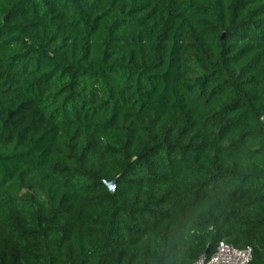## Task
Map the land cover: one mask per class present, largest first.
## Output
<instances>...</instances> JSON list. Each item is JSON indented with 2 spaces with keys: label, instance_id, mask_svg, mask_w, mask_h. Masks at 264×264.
<instances>
[{
  "label": "trees",
  "instance_id": "16d2710c",
  "mask_svg": "<svg viewBox=\"0 0 264 264\" xmlns=\"http://www.w3.org/2000/svg\"><path fill=\"white\" fill-rule=\"evenodd\" d=\"M220 241L264 264V0H0V264Z\"/></svg>",
  "mask_w": 264,
  "mask_h": 264
},
{
  "label": "built area",
  "instance_id": "2783aa9c",
  "mask_svg": "<svg viewBox=\"0 0 264 264\" xmlns=\"http://www.w3.org/2000/svg\"><path fill=\"white\" fill-rule=\"evenodd\" d=\"M252 249H240L220 241L216 249L209 256H203L193 264H250Z\"/></svg>",
  "mask_w": 264,
  "mask_h": 264
},
{
  "label": "water",
  "instance_id": "95a60500",
  "mask_svg": "<svg viewBox=\"0 0 264 264\" xmlns=\"http://www.w3.org/2000/svg\"><path fill=\"white\" fill-rule=\"evenodd\" d=\"M116 179H113L111 181H106V185L108 186V188L111 190V191H116L117 187H116ZM207 253H209V250L207 251Z\"/></svg>",
  "mask_w": 264,
  "mask_h": 264
}]
</instances>
